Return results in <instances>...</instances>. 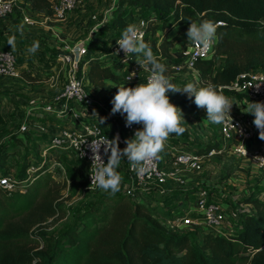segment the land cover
I'll return each mask as SVG.
<instances>
[{
  "label": "trees",
  "instance_id": "trees-1",
  "mask_svg": "<svg viewBox=\"0 0 264 264\" xmlns=\"http://www.w3.org/2000/svg\"><path fill=\"white\" fill-rule=\"evenodd\" d=\"M23 2L51 17L55 0ZM119 9L124 12L116 13L102 31L123 32L135 20L144 19L145 35L140 42L149 44L158 61L173 69L182 61L177 49L180 42L165 32H187L190 22L222 21L214 57L196 64L198 86L208 82L229 86L242 73L264 72V0H120ZM101 49L95 42L88 44L80 62V67H89L94 88L120 81L124 69L120 63L105 65L93 56ZM177 100L185 121L207 120L206 110L197 108L194 97L181 93ZM17 139L0 148V179L11 176L19 185L16 191L0 187V264H264V198L255 195L240 201L252 206V211L242 212L230 235L199 228L171 231L161 224L160 220L171 218V212L157 203L159 195L142 191L137 193L142 200L137 195L103 191L76 212L71 225L50 235L48 229L65 213L64 188L56 176L62 173L66 158L55 149L49 150L47 159L42 158L41 149L26 148L23 153L24 142ZM222 146L220 141L208 143L198 153ZM16 158L21 159L18 171L14 170ZM32 167L34 171L29 172Z\"/></svg>",
  "mask_w": 264,
  "mask_h": 264
},
{
  "label": "crops",
  "instance_id": "crops-1",
  "mask_svg": "<svg viewBox=\"0 0 264 264\" xmlns=\"http://www.w3.org/2000/svg\"><path fill=\"white\" fill-rule=\"evenodd\" d=\"M18 2L20 4V9H17L14 14L7 19H0V49L13 50L17 55V76L14 78L9 77L8 79L10 81L7 85L13 87L18 94L25 96V99H22L20 104H11V109L15 111V119L21 118L19 113L22 112L21 110H23V118L31 117V122H25V125H23L26 127V132L22 134L21 129L19 130L22 135V137L19 138L24 140L23 142L27 145L26 148L41 149L42 158L47 159L50 153L48 147L52 137L59 135L65 130L84 131L86 126L93 125L100 126L102 130L112 139L119 136V147L121 149L125 148V140L134 139V137L130 133L121 129V123L126 122V118L119 113L115 115L111 113V109L113 107L111 101L116 95L118 88L125 86L123 82L124 74L130 71V67L125 62L122 63L113 60L110 57H106L109 47L119 37L124 35V31L121 32L118 29L102 31L103 26H100L102 22H97V24H95V26L91 29L88 36L76 42L77 45L73 46L72 49L81 45L88 46V44L92 41V43L95 42L99 44L102 49L95 51L93 56L99 57L101 62L105 63V65H113L116 63L124 65V69L122 70V79L118 82L106 81L102 88H94L88 77L89 67L87 65L80 67L79 76L84 77L85 79L86 90L94 101L93 105L76 106V109L80 114L79 120L70 117L59 118L57 116L58 111L63 106L62 103L57 101V98L62 92L65 84L68 82L69 76V66L60 61L59 56L62 55L63 52H67V48H69L68 42L70 41V38H73V30L78 29V31L81 32L78 25L81 23V20L78 21L77 19L80 17L78 16V13L85 15L87 10L89 11L92 8H94V10L97 9L95 4L99 5L100 3L102 4L108 2L110 3V7H112L104 13L108 14L110 11L112 12V10L115 9L114 7L117 6L119 0H81L79 9L77 8L78 10L73 13L71 20L67 21V23L56 22L50 17H45L44 15L33 11L32 7L29 4H24L23 0H18ZM84 11L85 13H83ZM24 16L31 17L34 19L35 23L33 25H27L23 21ZM111 16H106L105 18L110 19ZM90 17L87 19L88 22L91 21ZM73 20L75 23H72ZM129 20H131V18H129ZM138 21L139 19L135 20L133 26L138 24ZM98 33H102V38L106 41L105 45L98 41ZM72 49H69L68 51ZM195 80L198 81V78L195 77ZM247 105L248 104L246 103L244 97L239 96L234 102V111L237 113L247 114ZM94 112L97 116L93 114ZM99 118H106L105 122L101 124ZM40 121L47 122L48 124V130L44 136H41L42 132L37 129L39 127H35L38 123L40 124ZM28 126V129L32 130V132H28ZM175 136L177 135H174L173 138H175ZM171 139L172 137L170 135L168 142L174 148L198 151L199 147L203 146L199 145L190 148L188 146L174 145L170 142ZM208 143L210 142H206V144ZM195 144L197 145L199 142H195ZM34 145L35 147H33ZM55 150L50 149V151ZM59 151L62 152L63 157L67 156L69 159H74L80 164V166L76 168V174L83 176V180L86 183L87 164L84 161L79 160L71 151ZM168 153L169 152H166L164 154V159L165 162L169 163L172 161V158L167 156ZM215 160L216 162L212 161L207 163V168L205 167L207 173L203 174V176H198L199 174L195 175L193 173H186V186H180L175 182L169 181L165 186L154 187L151 191H146L145 193L151 196L159 195L157 196L159 199L157 203L163 206L166 210L168 209L171 212V217L173 215H185L190 212L197 217L198 213L196 212V203L199 191L203 186L201 184H205V182H213V178L210 174L214 170L219 169L220 174V166L233 163L239 169L237 174L241 172L239 175L245 174L246 176L249 173V169L253 170V172H255V168L258 169L249 160H243L240 163L238 161L233 162L230 157H224V155L215 158ZM135 170L136 168L132 167L127 158L121 159L120 166L117 171H119L122 176V183L120 191L118 192L125 193L128 189L134 186ZM209 170L212 171L209 173ZM235 176L236 172L227 179L226 184H234V181L237 179H233ZM260 185L264 189V181H261ZM225 188L226 187L223 185L222 189ZM224 193L227 194L226 192ZM210 194V199L216 201L213 199L214 195ZM255 196L264 198V194H256ZM137 199L142 200L141 196H138ZM247 206L252 208L250 205ZM225 207L228 210V215H231L230 217L227 216V220L223 227L226 233L230 235L233 231V222H229L231 216L235 219V226H237L243 216L242 214L239 215L238 212L235 215H232L233 213L230 212V206L226 203ZM248 210L252 211V209Z\"/></svg>",
  "mask_w": 264,
  "mask_h": 264
},
{
  "label": "built area",
  "instance_id": "built-area-1",
  "mask_svg": "<svg viewBox=\"0 0 264 264\" xmlns=\"http://www.w3.org/2000/svg\"><path fill=\"white\" fill-rule=\"evenodd\" d=\"M81 0H55L52 8L51 19L56 22H64L67 17L76 9ZM16 9H20L18 0H0V19H7L14 14ZM24 23L33 25L34 19L28 16L23 17ZM223 25V24H222ZM136 35L134 39L140 41L145 35L146 21L140 19L135 26ZM123 35L119 37L108 49L106 57L113 60L127 63L130 67V74L126 77L127 81H134L141 78L142 70L145 71V81L150 75V67L144 61L136 59L135 55L129 53L127 57L124 56L123 51H118L117 41L121 40ZM215 39L210 49L202 50V46L188 41L182 53V65L175 66L174 70L180 72L182 69L196 71L195 67L198 61L212 59L215 54ZM85 45L77 46L74 49L63 52L59 56V60L69 66L68 82L65 84L62 92L57 98V101L62 103V108L58 111L59 118L70 117L79 120L77 105H93V99L86 90L84 77L79 76L80 62L84 55H86ZM17 55L13 50L0 49V77H16ZM141 67V68H140ZM223 94L231 98L232 103L236 101L237 97L242 96L249 102H264V72L263 71H248L240 74L236 81L229 86H222ZM231 116L234 127L226 124H220V135L222 137V148L212 149L206 154H199L198 151H190L181 148H174L169 144L168 140L165 143L163 150L158 153L157 158L141 162L137 165L135 170L134 186L128 189L125 193L129 197H135L138 192L151 191L154 187L165 186L169 181L175 182L180 186L187 185L186 173L200 174L205 169V163L217 158L220 155L227 154V157L234 159H248L260 171L264 173V140L259 139V132L253 124L254 116L251 114L237 113L232 107ZM141 124H133L131 127L126 126V122L121 123V129L130 133L133 137L137 130L142 129ZM26 129L23 127L22 131ZM108 136L100 126H86L84 131L65 130L59 135L52 137L48 150L57 149L71 151L79 159L87 164V182L85 186L86 192L93 193L100 188L95 184L91 185V176L94 173L92 167V152L91 142L99 140ZM47 150V151H48ZM81 152L84 155L81 157ZM169 152L172 161L165 162L164 154ZM104 162H107V156L104 155L103 149L100 153ZM110 155V153H109ZM142 168L143 171H137ZM34 171V167L29 172ZM0 187L8 191H16L19 185L13 177L9 176L0 179ZM196 212L198 216L195 217L193 213L185 215H173L171 218L160 220L167 229L185 233L188 229L194 226L199 229L213 230L219 234H223L224 223L227 220L228 210L225 204L211 200L209 192L205 186L199 191L197 198ZM227 235V234H226Z\"/></svg>",
  "mask_w": 264,
  "mask_h": 264
},
{
  "label": "clouds",
  "instance_id": "clouds-1",
  "mask_svg": "<svg viewBox=\"0 0 264 264\" xmlns=\"http://www.w3.org/2000/svg\"><path fill=\"white\" fill-rule=\"evenodd\" d=\"M222 21L202 20L199 23L190 22L186 32L187 40L202 46V50L210 49L216 38L217 29ZM136 29L129 25L124 30L121 40L117 41L119 51H123L127 57L129 53L143 55L144 63L150 65V75L147 83H140L135 87H119L111 101L113 115L119 113L126 118V126L141 124V130H137L134 139L125 140L126 147H119L120 138L107 137L91 142L92 167L94 173L91 176V185L105 192L115 194L120 191L122 176L117 171L122 158H127L133 168L141 162L157 158L171 134L182 135L185 128L182 126L184 115L182 110L170 102L169 93L186 94L189 99L194 97L197 108L206 110V118L213 124H226L231 127L233 119L231 111L233 103L231 98L225 96L221 87L208 82L203 86L187 83L183 88L174 85L166 73V66L153 55L149 44L134 39ZM94 115L97 114L94 112ZM247 114L254 116L253 124L259 132V139L264 140V102H249ZM101 124L106 118H99ZM235 128V127H234ZM101 149L107 156L104 162L100 154ZM110 153V155H109ZM84 155L81 152V157ZM258 159H264L259 158ZM137 171H143L142 168Z\"/></svg>",
  "mask_w": 264,
  "mask_h": 264
},
{
  "label": "rangeland",
  "instance_id": "rangeland-1",
  "mask_svg": "<svg viewBox=\"0 0 264 264\" xmlns=\"http://www.w3.org/2000/svg\"><path fill=\"white\" fill-rule=\"evenodd\" d=\"M119 2L117 3V6H115L114 10L112 12L110 11L108 14L105 11H108L112 7H110V3H100L97 6V9L94 10V8L90 9L89 11H86L85 15H82L81 13H78L80 16L78 21L81 20V23L78 24L79 28L81 29V32L78 31V29H74L72 32L73 38H70V41L68 42V50L72 49L73 46L77 45L76 42L78 40L84 39L86 36L89 35L91 29L97 24V22H102L100 26L105 25V23L108 20L113 19L114 15L116 13L124 12V9H119ZM80 3L77 5L76 9L67 17V19L63 23H67V21L71 20V16L73 13H75L79 9ZM78 8V9H77ZM101 9V10H100ZM85 13V11L83 12ZM140 15H144L143 11L139 12ZM112 15V16H111ZM91 16V17H90ZM111 16L110 19H106L105 17ZM91 18V21L88 22V18ZM72 23H75L73 20ZM78 28V27H77ZM165 32L164 35H167L169 38L178 37L179 42L177 45V49L180 51V49L184 48V45L189 41L187 40L186 32L184 33H178L177 30H174L168 34ZM98 41L103 40L102 33H98ZM163 35V36H164ZM75 42V43H74ZM93 42V41H92ZM91 42V43H92ZM87 49V45H85ZM67 50V51H68ZM60 52V50H59ZM153 52V51H152ZM154 55V53H153ZM136 59L139 61H144L143 55H135ZM179 65H182V61ZM150 67V65H149ZM141 68V67H140ZM130 74V71L126 72L124 74V84L125 87H135L140 83H146L145 81V71L142 70L141 75H143L141 78L134 80V81H127L126 77ZM171 82L176 85L178 88H183L187 83L191 82L194 84H197V81L195 80V77L198 78L197 71L192 70H186L182 69L180 72L175 71L171 67L166 66V73H165ZM9 77H0V148L3 147L6 144L12 143L15 137H22L19 130L21 129L22 134L26 132L22 131L23 127L26 129L24 123L31 122L30 118H23V110L22 112H19L21 115L20 119H15V111L11 109V104H20V101L22 99H25L24 95L18 94L15 89L9 85ZM14 78V77H13ZM198 85V84H197ZM170 94V93H169ZM168 94V95H169ZM181 93H171V100L170 102L173 103L175 106L179 105L180 101L177 100L174 102L175 98H178ZM14 107V106H13ZM178 107V106H177ZM194 122H182V126L185 128V131L182 135H177L174 137L175 134H171L172 139L170 142L174 145H181V146H188L190 148H193L194 146L199 145H205L206 142L214 143L217 141L222 142V137L220 135V124H213L209 122L208 120L202 121V122H196V119L193 120ZM27 126V125H26ZM39 127V131H41V136H44L48 130V124L47 122L40 121V124L38 123L37 126ZM29 126L27 127V129ZM32 130L28 129V132ZM25 137V136H24ZM20 139V138H19ZM17 139V140H19ZM20 141V140H19ZM22 141H24L22 139ZM195 142H199V144H195ZM25 149L22 148V152L25 153ZM38 145V144H37ZM35 147V145L33 146ZM29 148V147H28ZM31 149V148H30ZM168 157H171V155L167 154ZM223 156V155H220ZM66 157L65 165H63L62 173L56 176V181L60 183V185L64 188L61 192L62 195V202H64V211L65 213L61 215V219L54 222L53 225L48 229V232L50 235H55L57 233H60L65 228H67L69 225L73 223V220L76 217V212L78 210H81L86 207L88 203H90L94 197L100 195L103 193L102 189H99L93 193L86 192L85 186L86 183L83 180V176H80L79 174H76V168L80 166V164L74 160L69 159V157ZM219 157V156H218ZM224 157H227V154L224 153ZM234 157V156H233ZM232 157V161H238L239 163L243 160L248 159H234ZM216 162L215 158L208 162ZM226 161V160H225ZM250 161V160H249ZM14 163H18L14 170L18 171L21 168V159L16 158L13 160ZM205 163V167L207 168V163ZM221 164V163H218ZM221 167V173L219 174V169L214 170L210 176L213 178V182H205V184H201L205 186L206 190H208L210 195H214V198L216 202H220L223 204H228L230 206V212H232V215H235L237 212L239 215L242 214L244 210L252 209L249 206H242L240 204V201L244 198H246L249 195H260L264 194V189L261 187L260 183L261 181H264V173L258 169L255 168V172L253 170L249 169L248 175L245 176V174L239 175L237 174L239 169L236 167L235 164H224ZM55 168V167H54ZM212 170H209V173ZM236 172V176L233 179H236L234 181V184H226L227 179L234 175ZM243 172V171H242ZM207 173V170L204 169L202 173H200L198 176H203V174ZM196 175V174H195ZM190 177V176H189ZM241 177V178H240ZM211 178V179H212ZM200 185V186H201ZM226 187L225 189H222V186ZM226 192L227 194H225ZM229 195V196H228ZM231 197V198H228ZM184 214V213H182ZM231 215V214H230ZM230 215H228L230 217ZM233 216L229 219V222L232 223V232L235 231V222H234ZM235 226V227H234ZM200 227L194 226V228L188 229V232L193 231L195 229H198ZM223 234H227L225 230L221 231ZM228 235V234H227Z\"/></svg>",
  "mask_w": 264,
  "mask_h": 264
}]
</instances>
